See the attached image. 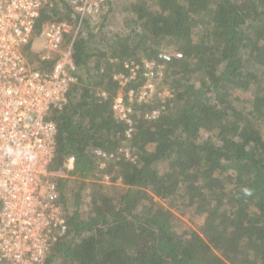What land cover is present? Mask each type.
I'll return each mask as SVG.
<instances>
[{
  "label": "trees",
  "instance_id": "trees-1",
  "mask_svg": "<svg viewBox=\"0 0 264 264\" xmlns=\"http://www.w3.org/2000/svg\"><path fill=\"white\" fill-rule=\"evenodd\" d=\"M48 21L75 30L79 16L69 0H48L34 36ZM32 45L28 61L49 72L57 55L43 60ZM161 52L182 53L158 85L172 93L167 110L138 118L127 138L114 76ZM73 56L78 82L47 116L68 230L44 264H264V0H107L82 21ZM96 149L116 156L102 161Z\"/></svg>",
  "mask_w": 264,
  "mask_h": 264
},
{
  "label": "built area",
  "instance_id": "built-area-1",
  "mask_svg": "<svg viewBox=\"0 0 264 264\" xmlns=\"http://www.w3.org/2000/svg\"><path fill=\"white\" fill-rule=\"evenodd\" d=\"M106 1L69 0L79 16L78 27L73 30L68 22L48 21L34 36L48 0H0V264H44L51 245L68 230L60 194L48 171L57 125L47 116L68 103V94L78 82L73 41L84 18L98 16ZM72 31L73 40L64 47ZM37 38L45 42L43 60L57 55L49 72L34 68L25 55V47ZM181 57L180 52H161L141 64L129 61L127 74L114 76L120 88L112 110L115 119L125 124L127 138L133 135L138 118L154 121L167 110L172 93L158 85L166 63ZM139 79L143 82L138 88L125 90L128 82ZM98 95L107 97L106 92ZM154 97L161 104L151 107ZM94 152L102 161L116 156L102 149ZM124 152L130 157L128 150Z\"/></svg>",
  "mask_w": 264,
  "mask_h": 264
},
{
  "label": "rangeland",
  "instance_id": "rangeland-1",
  "mask_svg": "<svg viewBox=\"0 0 264 264\" xmlns=\"http://www.w3.org/2000/svg\"><path fill=\"white\" fill-rule=\"evenodd\" d=\"M116 17H117V21H116V23H115L114 26H120V25H122V15H121V12L120 11L119 12L117 11ZM72 28H73V25H72ZM44 44H45V42L43 41V39L37 38V39H34L33 40V45L32 46H33V48L35 50L41 51L43 49V45ZM123 147H124L123 149L129 150V148L127 147V145L126 146H123ZM101 180H104L105 182H110L111 181V176L110 175L109 176H105V177L101 178ZM185 219H187V217H185Z\"/></svg>",
  "mask_w": 264,
  "mask_h": 264
},
{
  "label": "clouds",
  "instance_id": "clouds-1",
  "mask_svg": "<svg viewBox=\"0 0 264 264\" xmlns=\"http://www.w3.org/2000/svg\"><path fill=\"white\" fill-rule=\"evenodd\" d=\"M121 150H123L124 151V149L122 148ZM129 151V150H128ZM122 152V151H121ZM129 154H130V152H129Z\"/></svg>",
  "mask_w": 264,
  "mask_h": 264
}]
</instances>
